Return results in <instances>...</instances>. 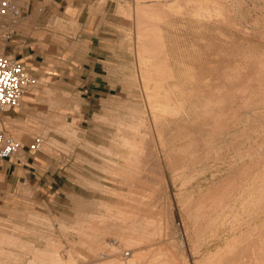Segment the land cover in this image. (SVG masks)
<instances>
[{
  "label": "rangeland",
  "instance_id": "1",
  "mask_svg": "<svg viewBox=\"0 0 264 264\" xmlns=\"http://www.w3.org/2000/svg\"><path fill=\"white\" fill-rule=\"evenodd\" d=\"M3 1L0 0V11ZM191 1L12 0L19 13L0 14V55H17L22 58L26 61L30 74L38 80L37 86L26 94L19 108L0 115V129L27 147L12 158L14 161L20 159L23 162L24 166L20 167L21 173L14 177L13 167L8 173L0 170V264H41L47 260L49 262L51 257L55 259L57 255L61 256L68 252H71L69 255L74 260H78L79 264L84 262L89 264L93 255H102L109 251L115 254L129 253L125 245L137 244L138 248L143 250L148 247L142 255L148 253L152 260L157 257L155 253L160 247L163 253H171L165 255L169 259L168 264L176 263L172 262L173 257L178 263L181 260V264H186V261L188 264H196L200 256L194 254V251L187 250L188 247L190 249L193 247L196 252L204 244L213 247V242L217 241L221 243L223 249L226 247L225 242L221 241H224L225 236H230L227 230L232 222L235 224L233 216L226 215V219L219 221L218 226L202 227L200 232H196L193 221L195 212L192 210L191 214L186 210L189 207L187 205L189 197L186 195L190 196L192 193L191 199L195 200L199 193L205 192L208 188L214 189V185H218L220 180L230 177L233 179L237 172L241 175L235 176L241 177L243 166L239 167L240 163L251 164L253 159L264 158L260 153L264 154L262 150L264 129L261 127L264 122L251 121V126L252 122L259 124L256 127V134L253 133L252 138L244 141L245 143L242 140L237 141L238 145L241 144L240 149L236 147L238 145L234 146L237 143L230 135H237L238 132L250 128L248 124L250 121H245L249 111L246 109V112L243 111L241 100L238 98V102L232 103L233 107L230 108L231 111L236 110L235 116L230 112L228 115L232 114L233 118L230 116L231 119L228 120L230 117L227 116V112L230 111V104L226 105L228 109L225 110L227 112L224 119L229 117L224 120L225 123L227 121L229 123L226 125L237 126L243 119L244 122L241 127L237 126L239 127L237 131L234 130L236 134L224 133V139L219 134L220 139L218 136L215 141L214 153L211 150L208 154L210 162H204L208 166L215 164L211 160L218 155L219 163L216 162V167L212 169L202 163L203 158H200L202 164L198 162L200 155L193 157L195 154L192 155V147L189 144L191 142L188 139L206 137L204 128L209 126L206 125L209 120L206 119L207 122L204 120L201 123L202 120H197L194 116L196 117V112L203 109L205 103L215 97L212 91L218 84L222 83V87L227 86L223 83V79L228 81V84L233 83V76L230 77V74L236 75V80L237 77L238 80H243L245 77L248 79L244 80L248 83L247 87L249 88L250 83L253 85L250 86L249 91L257 90L255 81L258 77L254 68L257 69L260 58L264 56V0H213L215 4L212 0H208L206 4H201L203 7L200 3L204 0H197L199 4L194 2L196 0L192 3ZM209 2L211 7H208ZM196 5H200L203 11L207 9L210 11L207 10L204 14ZM216 5H221L223 8L220 7L218 10ZM137 6L151 8L150 15L143 17V13L137 11ZM210 8L214 11L216 8L217 14ZM155 14L158 17L154 18ZM211 16L214 18H208ZM142 27H146L150 35L146 37L147 40L144 37L138 41L137 30ZM159 34L162 35V42L166 43L165 47L163 44L160 46L156 41ZM162 46L164 51L163 48L161 49ZM140 47L143 49L145 47L150 53L155 52L158 57L166 54L161 60L167 56L168 66L174 71L176 80L180 79V91L178 90L176 94L182 95H175L178 98L180 96L182 110L186 113V116L180 117V124L177 125L182 128L187 125L192 137L184 139L178 134L167 139L165 147L160 145L156 137L149 138L151 135L147 136V139L153 142L147 140L150 146L145 143L137 148L133 146V149L129 150V147H125V143L122 144L119 125L134 126L144 133L145 128L153 124L152 115H161V111L152 109L158 106L155 102L157 100H155L154 81L149 79L157 77L152 72L155 66H148L145 63L147 59L145 58L146 61L142 59ZM157 48L159 51L156 52ZM262 92L259 94L260 97L264 96V90ZM259 104L264 105V100ZM250 105L252 108L255 106V104ZM237 106L240 110L236 108ZM255 109L257 112L258 108L252 110ZM188 115L191 118L186 120ZM193 120L201 124L198 125ZM192 126L195 127L191 129ZM197 131L200 132V136ZM37 138L43 141L41 149L29 152L28 146ZM255 138L258 140L255 141ZM144 141L146 142V139ZM219 144L222 148L218 151L216 148L220 146ZM250 145L254 146L256 152L252 150L254 151L252 155L245 156L242 161L245 159L246 162L230 160L239 151L242 153L244 150V153L251 149ZM133 150L137 152L134 153ZM127 151L131 153V158ZM185 151L190 155H186ZM119 152L124 154L126 152L127 159L122 156L119 158ZM175 152L181 154L176 155ZM256 154L261 156L256 157ZM166 155H169L168 158ZM128 157L133 160L132 163ZM181 159L185 160L184 164ZM260 160L257 161L261 162ZM169 161L173 163L167 164ZM123 164L128 168L123 169L124 171L118 170L119 172L115 170L114 167ZM175 165H178L177 168L182 167L176 169ZM167 166L172 167L167 168ZM235 166L238 169H235ZM173 168L175 171L171 173ZM207 169L209 172L204 173ZM234 170L238 171L235 173ZM184 175L189 177V183L181 192L180 186ZM183 196L185 200L181 203ZM128 204L138 209H133L134 215L138 217H132L128 219L129 222L128 220L125 222L118 218V213L124 211V206ZM120 208L122 209L119 210ZM127 209L132 210L129 207ZM254 212L249 216L252 217L251 227L258 228L254 232L257 236L261 230L259 224L262 217L258 215L259 210V213ZM114 216L115 218L112 219ZM241 217H239L240 221L247 220V217L244 219ZM184 224L188 227L184 228ZM159 227L162 230H159ZM136 233L139 234L135 236ZM185 233H189L188 238ZM131 234L133 235L130 236ZM113 238L117 239L118 243L114 244ZM137 238H143V242L141 243ZM186 243H190L189 246ZM184 246L187 248L185 251L184 248L182 249ZM148 256L144 257L150 260Z\"/></svg>",
  "mask_w": 264,
  "mask_h": 264
},
{
  "label": "bare ground",
  "instance_id": "2",
  "mask_svg": "<svg viewBox=\"0 0 264 264\" xmlns=\"http://www.w3.org/2000/svg\"><path fill=\"white\" fill-rule=\"evenodd\" d=\"M139 1V0H138ZM174 1V0H173ZM189 1V0H188ZM191 1V0H190ZM193 1V0H192ZM192 1H191V3H192ZM206 1L208 2V0H204V2L202 1L201 3H200V5L203 3H205L206 4ZM210 1V0H209ZM218 1V0H217ZM177 2V1H176ZM194 2H196L197 4H199L198 3V1L196 0V1H194ZM200 2V1H199ZM212 2H213V0H212ZM190 3V2H189ZM188 3V4H189ZM214 3V2H213ZM212 3V4H213ZM216 3V2H215ZM214 3V4H215ZM210 2L208 3V7H211L210 5ZM141 5V4H140ZM170 5V4H169ZM175 5V4H174ZM177 6H178V4H176ZM200 5L199 6H197L199 9L201 8V7H203L202 5H201V7H200ZM215 6V5H214ZM14 7H15V9H16V6L14 5ZM194 7H195V5H194ZM218 7V10H220L219 8L221 7V5L219 6V5H216V8ZM206 8H207V6H206ZM205 8V9H206ZM214 8V7H213ZM216 8H215V11H216V13L215 14H217V11L218 10H216ZM221 8H223V6L221 7ZM137 11H140V12H142L143 13V17H144V15H145V17L147 16V15H150V13H151V8H148V6L147 7H140V8H138V6H137ZM155 9V8H154ZM162 9V8H161ZM199 9H197V10H199ZM203 9V8H202ZM202 9H200V11L202 10ZM204 9V10H205ZM210 9H212V8H210ZM196 10V9H195ZM207 10H209V9H207ZM206 10V11H207ZM213 10V9H212ZM211 10V11H212ZM229 10V9H228ZM16 11V10H15ZM171 11V10H170ZM181 11V10H180ZM206 11H203L202 10V12H204V14H205V12ZM210 11V10H209ZM214 11V10H213ZM214 11V12H215ZM140 12L138 13L139 15H140ZM156 12V11H155ZM197 12V11H196ZM202 12H200L203 16H204V14L202 13ZM213 12V13H214ZM230 12V11H229ZM10 13H13V10H11V11H9V13L8 14H6V15H9ZM17 13H19L18 11H17ZM161 13V12H160ZM199 13V12H198ZM213 13H212V15H213ZM0 14L1 15H3V13H2V9H1V11H0ZM163 14V13H162ZM207 15H209V14H211V13H206ZM178 15V14H177ZM200 15V14H199ZM198 15V16H199ZM207 15H205V16H207ZM137 16V15H136ZM161 16V15H160ZM168 16V15H167ZM201 16V15H200ZM218 16V15H217ZM220 16V15H219ZM143 17L141 18V19H143ZM148 17V16H147ZM150 18H152L151 16H149ZM155 17H158V15L156 16V14H155V16H154V18ZM149 18V19H150ZM200 18V17H199ZM202 18V17H201ZM208 18H214V16L212 17H208ZM224 18V17H223ZM137 19V18H136ZM148 20V19H147ZM151 20V19H150ZM155 20V19H154ZM157 20V19H156ZM159 20H161V18L159 19ZM149 21V20H148ZM212 21V20H211ZM226 21V20H225ZM224 21V22H225ZM231 21H232V19H231ZM142 22V21H141ZM144 22H145V20H144ZM151 22H152V20H151ZM143 23V22H142ZM153 23V22H152ZM148 25H149V23H147ZM234 24V23H233ZM139 25V24H138ZM147 25V26H148ZM150 25H152V24H150ZM154 25V24H153ZM156 25H157V22H156ZM146 26V27H147ZM155 26V25H154ZM233 26V25H232ZM141 27V26H140ZM146 27H142V28H140V29H138L137 30V34H138V36H137V39H138V41L139 40H142V39H144V37L146 38L148 35H150V33H148V30H147V28ZM157 27V26H156ZM160 27V26H159ZM138 28V27H137ZM153 28V27H152ZM155 28V27H154ZM148 29H151V28H148ZM155 29H158V28H155ZM161 30H162V28H161ZM160 30V31H161ZM155 31V30H154ZM159 31V30H158ZM156 32H157V30H156ZM153 33V32H152ZM151 33V35H153ZM155 33V32H154ZM162 35L161 34H159L158 35V37L156 38V35H155V37L154 38H156L157 40L156 41H158L159 42V45L161 44H163L164 45V47H165V44L162 42L163 40H162V37H161ZM152 38H153V36H152ZM148 38H146V40H147ZM149 39H150V36H149ZM152 40V39H151ZM154 41H155V39H153ZM152 40V41H153ZM149 41V40H148ZM165 41V40H164ZM162 42V43H161ZM151 44H153V42L151 43ZM151 44H149V45H151ZM159 45L157 46V47H159ZM160 45V46H161ZM226 45V44H225ZM154 46H156V44L154 45ZM223 46V45H222ZM141 48V47H140ZM139 48V50H140V54H141V57H142V59L143 60H145V58L147 59V61L145 62L148 66H155L154 68H152V69H154V70H152V72L154 73V74H156L157 75V77H154V78H149L150 80H153L154 81V91L156 92V98H155V100H157V101H155V102H157L158 103V106H156V108L155 107H153L152 109H154L155 111H161V115L159 116V115H156V114H153L152 115V122H153V124L152 125H148V127L147 126H145V127H147V128H145L146 129V131H144V133H142V132H140L138 129H136L134 126H125V127H121L120 125H119V130H120V138L123 140V142H122V144L123 145H125L126 144V146L125 147H129V150H131V148L134 146V148H137V146H139L140 144H148L149 142L148 141H150L152 138H153V136L154 137H156V139L159 141V143H160V145L163 147L164 145H166L165 144V142H166V140L167 139H169V138H173V137H175V136H177L178 134L179 135H181L184 139L185 138H189L191 135V131H189V129H188V126L186 125V127H181L180 125H177L179 122H180V117H182V116H184L186 113L185 112H183V110H182V105H181V103H180V96L182 95V94H180V96H179V98H178V96L176 97V95H179V94H176V93H178L177 91L179 90L180 91V79H177L176 80V77H175V73H174V71L168 66V63H167V56H166V58H164V59H162L161 60V58L164 56V54L162 55V56H160L161 55V52H163L164 51V48H163V46L161 47V49L163 48V51H161V52H159V56L160 57H158L156 54H155V52H153V53H150V51L148 52L147 50H146V48L144 47V49L143 48H141L140 49ZM150 48V47H149ZM148 49V48H147ZM159 48H157L156 49V52H157V50H158ZM149 50V49H148ZM154 50H155V48H154ZM153 50V51H154ZM166 50V49H165ZM223 50V49H222ZM159 51V50H158ZM213 52V51H212ZM158 54V53H157ZM166 55V54H165ZM229 57V56H228ZM260 58V57H259ZM213 59H214V57H213ZM218 60V59H217ZM233 62V61H232ZM143 63H144V61H143ZM218 64V63H217ZM219 65V64H218ZM237 65V64H236ZM212 66V65H211ZM201 67V66H200ZM219 67V66H218ZM222 67V66H221ZM227 67V66H226ZM240 67V66H239ZM244 67V66H243ZM248 67V66H247ZM252 67V66H251ZM254 67H256V66H254ZM253 67V68H254ZM187 69V68H186ZM146 70V69H145ZM236 70V69H235ZM254 70H256V74H257V81H259V82H257V81H255L256 83V88H257V90L256 91H253L252 92V89H250L251 91H249V88H250V86H253L252 85V83H250L248 86H249V88L247 87V84L248 83H246L244 80H248V79H246L245 77H244V79L243 80H238V77H237V80L235 79V77H236V75H234V74H230L231 76L230 77H232L233 78V80H232V78H231V80H232V82L233 83H230V84H228L229 82L228 81H226L225 79H223V83H225L227 86H224V87H222L221 85H223L222 83L221 84H218L217 85V87L216 88H214V90L212 91V95H213V93L215 94V97L214 98H210L211 100H209V102L206 104L205 103V105H204V107H203V109L202 110H199L198 112H196V114H197V116L195 117L194 116V118H196L197 120H202L201 121V123H203V121L204 120H209L210 121V123H209V121L207 122V120H206V122H207V126L208 127H206V128H204L205 130H204V133L206 134L205 136L206 137H200V138H198L197 137V139H193V138H191V139H188V140H190V142L191 143H189L190 144V146L192 147L191 148V150H192V155L193 154H195V156H193L194 158L197 156V155H200V157L199 156H197V157H199L197 160H199L198 162L200 163V164H204V162L206 163V162H210V158L208 157V154H209V152L211 151L212 153H214L213 152V150L215 149V147H216V144H215V141L217 140V138H218V136H219V134L221 135V137L224 139V137H223V135H225L224 133H229L228 135H230V134H232L233 132H234V130L235 131H237V129L239 128V127H237L238 125H240V127H241V125H242V123L244 122L243 120H242V123H241V116L238 118V120H240V123L239 124H237V126H236V124H233L232 125V127L231 126H229V125H226V124H229L228 123V121H227V123H225L224 122V120L226 121V119H228L233 113H234V116H235V112H236V110L234 109V111L232 110L231 111V106H232V103H234L235 101L236 102H238V98H240V103H241V107L242 108H244L243 109V111L246 109V110H248L249 112H247L248 113V116H247V118H245L246 117V115L247 114H245V121L246 122H249L248 124H249V126H250V128H246V129H244L243 127H246V126H243L242 128L244 129V130H242V131H240V132H238L237 133V135H230V136H232V138H233V140H235L234 142H236L237 143V141H240V140H242L243 142L245 141H248V140H250L251 138H252V135H253V133H255L256 131H257V129H256V127H257V125L259 126V124L257 123V124H254L255 123V121L256 122H258L259 120L260 121H262V122H264V105H260L259 103H261V102H263V100H264V96L263 97H260L259 96V94H261V93H263L262 91L264 90V56H262L261 58H260V61H259V65L257 66V69H255L254 68ZM218 72V71H217ZM151 73V72H150ZM174 73V74H173ZM196 73V72H195ZM227 73V72H226ZM192 74V73H191ZM211 74V73H210ZM229 74V73H228ZM238 75H240V74H238ZM237 75V76H238ZM220 76V75H219ZM226 77V76H225ZM255 77V76H254ZM179 78V77H178ZM216 78V77H215ZM235 80V81H234ZM205 81V80H204ZM182 82V81H181ZM228 82V83H227ZM231 82V81H230ZM248 82V81H247ZM192 83V82H191ZM202 83V82H201ZM219 83V82H218ZM253 84H254V82H253ZM191 86V85H190ZM205 86H206V83H205ZM219 86H221V87H219ZM254 86V87H255ZM203 87V86H202ZM199 88V87H198ZM204 88V87H203ZM210 88V87H209ZM225 88V89H224ZM252 88V87H251ZM199 90V89H198ZM209 90V89H208ZM227 91V92H226ZM194 92V91H193ZM207 93V92H206ZM176 94V95H175ZM208 94V93H207ZM206 94V95H207ZM183 96H185V94L183 95ZM188 97V96H187ZM193 97V96H192ZM195 97V96H194ZM197 97V96H196ZM207 97H208V95H207ZM189 98V97H188ZM209 98V97H208ZM191 99V98H190ZM193 99V98H192ZM206 99V98H205ZM204 100V99H203ZM192 102V101H191ZM155 104V103H154ZM230 104V107H229V109H230V111H225V110H227L228 108H226L227 106L226 105H229ZM239 104V103H238ZM250 104H255V106H254V108H258V111L256 112V110L257 109H255V110H252V109H254V108H252L251 107V105ZM234 105V104H233ZM226 106V107H225ZM253 106V105H252ZM193 107V106H192ZM233 107V106H232ZM238 107L239 106H237L236 108L238 109ZM224 108H226V109H224ZM240 108V107H239ZM242 108H241V110H242ZM158 109V110H157ZM233 109V108H232ZM238 110H240V109H238ZM238 110H237V112H238ZM246 110H245V112H246ZM252 110V111H251ZM243 111H239L240 113L241 112H243ZM183 112V113H182ZM226 112H227V116H229L228 114L231 112L232 114H230V116L229 117H226V119H224L225 117H224V115H226ZM237 115L239 114V113H236ZM236 115V116H237ZM240 115V114H239ZM186 116V115H185ZM243 116V115H242ZM232 117V116H231ZM231 117L228 119V120H230L231 119ZM191 117H189V115L185 118L186 120H188V119H190ZM233 118V117H232ZM235 119V118H234ZM158 120H161V122H158ZM193 121H196V120H193ZM233 121V120H232ZM236 121V120H235ZM251 121H253L252 122V124L254 125H250L251 124ZM192 122V121H191ZM191 122H188L189 124L191 123ZM197 122V121H196ZM196 122H195V126L198 124V125H200L201 123L200 122H197V124H196ZM205 122V123H206ZM167 124V125H164V124ZM200 123V124H199ZM209 123V124H208ZM172 124H175L176 126H171ZM180 124V123H179ZM188 124V125H189ZM264 124V123H263ZM244 125V124H243ZM185 126V125H184ZM190 126V125H189ZM195 126H192L191 127V129L192 128H194ZM248 126V125H247ZM167 127L169 128V129H167ZM199 127V126H198ZM197 127V128H198ZM261 127H263V129H264V125L263 126H261ZM190 128V127H189ZM201 129L203 128V126L202 127H200ZM199 128V130H201ZM241 129V128H240ZM259 129H262V128H259ZM258 129V130H259ZM196 131V130H195ZM194 132V131H193ZM200 132H202V130L200 131ZM199 132V133H200ZM197 133H198V131H197ZM199 133H198V135H199ZM203 133V132H202ZM235 133V132H234ZM258 133V132H257ZM264 133V132H263ZM146 134V135H145ZM168 134H170L169 136H167ZM236 134V133H235ZM256 134V133H255ZM148 135H151L149 138H151V139H147V136ZM197 135V136H198ZM260 135H261V132H260ZM263 135V134H262ZM193 136V135H192ZM191 136V137H192ZM196 136V135H195ZM200 136V135H199ZM203 136V135H202ZM226 136H227V134H226ZM230 136H228L229 138H230ZM166 137H168V138H166ZM227 137V138H228ZM236 138V139H235ZM258 138V137H257ZM257 138H255V141H256V139ZM146 139V142L144 141ZM180 139V138H179ZM219 139H220V136H219ZM239 139V140H238ZM260 139V138H259ZM148 140V141H147ZM155 140V139H154ZM222 140V139H221ZM221 140H220V142H221ZM227 140V139H226ZM230 140V139H229ZM258 140V139H257ZM261 140V139H260ZM263 141H264V138L262 139ZM223 141V140H222ZM252 141V140H251ZM251 141H250V143H251ZM254 141V140H253ZM254 141V142H255ZM148 142V143H147ZM151 143H153L152 141H150ZM157 142V141H156ZM189 142V141H188ZM227 142V141H226ZM229 142V141H228ZM244 142V143H245ZM260 142V141H259ZM259 142H257L258 144H259ZM125 143V144H124ZM155 143V142H154ZM179 143V142H178ZM187 143V142H186ZM230 143V142H229ZM232 143V142H231ZM240 143V142H239ZM255 144V143H253V144H255L256 146L258 145V144ZM157 144H158V142H157ZM188 144V143H187ZM188 144V145H189ZM222 144H224L223 142H222ZM226 144V143H225ZM252 144V145H253ZM263 144V143H262ZM141 145V146H142ZM151 144H148V146H150ZM153 145V144H152ZM159 145V144H158ZM169 145V144H168ZM220 145V144H219ZM230 144H228V146H229ZM232 145V144H231ZM236 145H238V143L237 144H235L234 146H236ZM243 145V144H242ZM245 145V144H244ZM249 145V144H248ZM252 145H250V148H251V146ZM136 146V147H135ZM155 146V145H154ZM186 146V145H185ZM222 145H220V146H217V148H216V150L218 149V151H219V148L221 149L222 147H221ZM225 146H227V145H225ZM241 146V144H239L238 146H236V147H240ZM260 146V145H259ZM153 147V146H152ZM152 147H150V148H152ZM160 147V146H159ZM165 147V146H164ZM181 147H183V145L181 146ZM245 147V146H244ZM253 147L254 146H252V148L251 149H249V150H247L246 152H244L243 153V151L244 150H242V153L239 151L237 154H235L233 157H231V155H230V157H231V159L230 160H232L233 162H238L237 160H239L240 162L243 160V158L245 157V156H250V155H252L253 154V152L255 151L254 149H253ZM143 148V147H142ZM171 150H172V148L171 147H169ZM180 148V147H179ZM186 148V147H185ZM229 148V147H228ZM231 148V147H230ZM229 148V149H230ZM246 148H247V146H246ZM249 148V147H248ZM133 149V148H132ZM153 149V148H152ZM163 149V148H162ZM162 149H161V151H162ZM176 149H178V148H176ZM232 149H233V146H232ZM240 149H241V147H240ZM256 149V148H255ZM258 149V148H257ZM261 149V148H260ZM136 150V149H135ZM147 150V149H146ZM165 150V149H164ZM164 150H163V153H164ZM184 150V149H183ZM188 150H189V148H188ZM215 150V151H216ZM246 150V149H245ZM252 150H254V151H252ZM262 150H264V148L262 149ZM160 151V152H161ZM132 152H134V153H136L134 150L132 151ZM148 152V151H147ZM154 152V151H153ZM166 152H168L167 151V149H166ZM170 152V151H169ZM183 152V151H182ZM231 152V151H230ZM256 152V151H255ZM264 152V151H263ZM120 153V152H119ZM127 153L129 154V151H127ZM134 153H132V155L134 154ZM152 153V152H151ZM174 153V152H173ZM184 153V152H183ZM185 153H186V151H185ZM216 153V152H215ZM224 153V152H223ZM261 153V155H263L264 156V154H262V152H260ZM131 154V153H130ZM130 154H129V156H130ZM154 154V153H153ZM175 154H176V152H175ZM178 154H181V153H177L176 155H178ZM201 154H203L202 156H201ZM255 154V153H254ZM115 155H117V154H115ZM136 155V154H135ZM147 155V154H146ZM152 155V154H151ZM185 155V154H184ZM183 155V156H184ZM186 155H190V154H187L186 153ZM185 155V156H186ZM191 155V156H192ZM216 155V154H215ZM258 155H260V154H256V157L258 156ZM260 155V156H261ZM120 156H122V158H124V159H127L126 157L128 156L127 154H126V152H125V154L122 152V153H120L119 155H118V157L120 158ZM142 156V155H141ZM150 156V155H149ZM167 156V155H166ZM169 156V155H168ZM168 156H167V158H168ZM180 156V155H179ZM185 156H184V159H185ZM209 156H211V155H209ZM254 156V155H253ZM259 156V157H260ZM133 158H136V156L134 157V156H132ZM147 157V156H146ZM174 157V156H173ZM172 157V158H173ZM181 157H182V155H181ZM193 157H192V159H193ZM130 158H131V156H130ZM132 158V159H133ZM153 158V157H152ZM175 158V157H174ZM180 158V157H179ZM200 158H203V162L201 163V159ZM247 158V157H246ZM128 159H129V157H128ZM151 159V158H150ZM163 159V158H162ZM171 159V158H170ZM186 159H187V157H186ZM212 159V158H211ZM221 159V158H220ZM261 159V158H260ZM260 159H257V160H260ZM264 158L262 157V161L261 162H258L257 160H255V159H251L250 161H251V164H244V163H242V165H241V163H240V166L239 167H241V166H243V167H241V170L243 169V172H242V176L240 177V176H235V175H237V174H239V175H241L240 173H238L237 171L238 170H234L235 171V173L237 172V174H233L234 175V177H233V179H230V178H232V177H230L229 179L227 178V179H224V180H220V182L218 183V185H214V189H211V188H208L207 190H205V192H202V193H199V196H198V198L197 199H195V200H193V199H191V198H193L192 197V193L190 194V196L189 195H186V196H188L189 198H188V200H187V202H188V204L187 205H189V207H187V209L186 210H188V212L189 213H191L192 214V212L194 211L195 213H194V218H195V220H193V221H195V223H194V229H195V231L196 232H200V229L202 228V227H205V228H212V227H214V226H216L218 223H219V221H222V219H226V215H231V216H233V219H234V223L235 224H233V222H232V220H231V222H232V224H231V226H230V228L227 230L229 233V237L228 236H225L226 238L224 239V241L222 240L221 242H225V245H226V247L223 249V246H221V243H218V241L215 243V242H213L214 243V245H213V247H211L210 245H202V247H200L196 252H195V250L193 249V247L190 249L189 247H188V249L187 248H185V246L184 247H182V249H183V251H185L186 249L187 250H191V251H194V254H198L199 256H200V259H198V262H196V264H264V160H263ZM121 160V159H120ZM130 160V159H129ZM129 160H126V161H128L129 162ZM135 160V159H134ZM156 160V159H155ZM179 160V159H178ZM182 160V159H181ZM181 160H180V162H181ZM219 160V157H218V155L215 157V158H213V160H211V162H215V164L213 163V164H211L210 166H208V165H205L206 167H211V169L213 168V167H216L215 165H216V162ZM248 160H249V158H248ZM255 160V161H254ZM124 161V160H123ZM132 161L133 160H130V162L132 163ZM137 161V160H136ZM151 161V160H150ZM185 160H182V164H184L185 162H184ZM250 161H247V162H249L250 163ZM256 161H257V163H256ZM110 162V161H109ZM127 162V163H128ZM152 162V161H151ZM162 162H163V160H162ZM170 162V161H169ZM167 163V164H172L173 162H176V161H174L173 160V162L171 161L170 163ZM179 162V163H180ZM187 162V161H186ZM195 162H197L196 160H195ZM197 162V163H198ZM242 162H246L245 161V159H244V161H242ZM176 163H178V161L176 162ZM175 163V164H176ZM194 163V162H193ZM196 163V164H197ZM198 163V164H199ZM217 163H219V162H217ZM115 164V163H114ZM148 164V163H147ZM164 164V163H163ZM181 164V165H182ZM188 164H189V162H188ZM190 164H191V161H190ZM226 164V163H225ZM234 164V163H233ZM244 164V165H243ZM133 165V164H132ZM180 165V166H181ZM194 165V164H193ZM224 165V164H223ZM239 165V164H238ZM246 165H248V166H246ZM112 166V165H111ZM150 166V165H149ZM176 166V165H175ZM178 166V165H177ZM177 166H176V169H180L179 167L177 168ZM204 166V167H205ZM219 166V165H218ZM222 166V165H221ZM245 166V167H244ZM169 166H167V168H168ZM172 167V166H171ZM171 167H169V168H171ZM174 167V166H173ZM115 168V170H123V169H127L128 168V166L127 165H117L116 167H114ZM163 168V167H162ZM175 168V167H174ZM174 168L172 169V172L171 173H173V170H174ZM228 168V167H227ZM149 169V168H148ZM204 169H206V168H204ZM218 169H219V167H218ZM235 169H238V168H236V166H235ZM254 169V170H253ZM112 170V169H111ZM189 170V169H188ZM225 170V169H224ZM241 170L239 169V172H241ZM257 170V171H256ZM124 171V170H123ZM159 171V170H158ZM175 171V170H174ZM180 171V170H179ZM206 171H208V169L207 170H205L204 171V173L206 172ZM211 171V170H210ZM221 171H222V169H221ZM119 172V171H118ZM117 172V173H118ZM192 172V171H191ZM209 172V171H208ZM228 172V171H227ZM232 172H233V170H232ZM131 173V172H130ZM194 173V172H193ZM234 173V172H233ZM116 174V173H115ZM182 174V173H181ZM190 174V173H189ZM214 174V173H213ZM229 174V173H228ZM144 175V174H143ZM232 175V176H233ZM166 176V175H165ZM183 176V175H182ZM186 175H184V177H183V180H182V184H181V186H180V191L181 192H183L184 191V188H186V186L188 185V180H189V177H185ZM189 176V175H188ZM244 176V177H243ZM144 178V177H143ZM115 179H117V178H115ZM125 179V178H124ZM147 181V180H146ZM194 181V180H193ZM119 183V182H118ZM123 183V182H122ZM129 183V182H128ZM134 183V182H133ZM113 185V184H112ZM165 188V187H164ZM167 188V187H166ZM178 188H179V186H178ZM213 188V187H212ZM165 190V189H164ZM201 191V190H200ZM112 194H115V193H112ZM184 197V199H183V202H181V203H184V200H185V196H183ZM182 197V198H183ZM177 198V197H176ZM179 198H181V197H179ZM126 200V199H125ZM132 200H134V199H132ZM180 200V199H179ZM128 201V200H127ZM134 202V201H133ZM167 202V201H166ZM117 203V202H116ZM127 203V202H126ZM128 203H130V202H128ZM171 203V202H170ZM180 203V202H179ZM134 204V203H133ZM184 205V204H183ZM186 205V204H185ZM125 207V209H124V211H122L121 209L122 208H120L119 210H121V211H119V213H118V218H121L120 220H124L125 222H126V220H128V219H130V218H132V217H136L137 215H134V211H133V209H134V207H133V205H127V206H124ZM127 207H129V208H132V210H128L127 209ZM139 208V207H138ZM142 208V207H141ZM144 209V208H143ZM134 210H138V209H134ZM193 210V211H192ZM258 210L260 211V213L258 212ZM144 211H145V209H144ZM185 211V210H184ZM254 211H256V212H258L259 214V216H260V218L262 219V221H261V223L259 224L260 225V232H258L257 233V236L255 235V231L258 229L257 227H255V228H252L251 227V218L252 217H250L249 215H252L251 213H253ZM138 213V212H137ZM140 213V212H139ZM142 213V212H141ZM255 213V212H254ZM257 214V213H256ZM141 215H143V214H141ZM254 215V214H253ZM170 216V215H169ZM193 216V215H192ZM240 216H242L243 217V219H244V217L246 218L247 217V220H245L244 222H242V221H240ZM138 217V216H137ZM242 217H241V219H242ZM115 218V216L112 218V219H114ZM117 218V217H116ZM140 218H141V216H140ZM142 218H143V216H142ZM259 218V217H258ZM169 219H170V217H169ZM224 219V220H225ZM260 219V220H261ZM118 220V219H117ZM131 220H133V219H131ZM130 220V221H131ZM135 220V219H134ZM133 220V221H134ZM138 220V219H137ZM143 220H144V218H143ZM148 220V219H147ZM198 220H201V221H199L198 222ZM223 220V221H224ZM113 221V220H112ZM146 221V220H145ZM144 221V222H145ZM228 221V220H227ZM226 221V222H227ZM118 222V221H117ZM117 222H116V224H117ZM121 222V221H120ZM128 222H129V220H128ZM137 222V221H136ZM139 222V221H138ZM149 222V221H148ZM185 222V221H184ZM256 222V221H255ZM119 223V222H118ZM122 223H123V221H122ZM121 223V224H122ZM133 223V222H132ZM141 223V222H140ZM149 223H151V222H149ZM148 223V224H149ZM223 224H224V222H222ZM230 223V222H229ZM112 224V223H111ZM182 224V223H181ZM254 224V223H253ZM256 224V223H255ZM258 224V223H257ZM98 225V224H97ZM130 225V224H129ZM136 225V224H135ZM150 225V224H149ZM161 225V224H160ZM172 225V224H171ZM225 225V224H224ZM227 225H228V223H227ZM230 225V224H229ZM114 226H115V224H114ZM123 226H125V225H123ZM137 226V225H136ZM138 226H139V223H138ZM148 226V225H147ZM147 226H146V229H147ZM168 226H169V224H168ZM184 226V228H187L188 226L186 225V224H184L183 225ZM218 226V225H217ZM110 227V226H109ZM162 227V226H161ZM161 227H159V230H162L161 229ZM112 228V227H111ZM114 228V227H113ZM117 228V227H116ZM120 229H121V227H119ZM123 228V227H122ZM129 228H131V225L129 226ZM136 228H138V227H136ZM141 228H142V226H141ZM144 228V227H143ZM142 228V229H143ZM115 229V228H114ZM113 229V230H114ZM133 229V228H132ZM142 229H140V231L142 230ZM145 229V228H144ZM183 229V228H182ZM219 229V228H218ZM117 230V229H116ZM115 230V231H116ZM127 230H128V228H127ZM155 230V229H154ZM209 230V229H208ZM223 230V229H222ZM226 230V229H225ZM117 231H119V229L117 230ZM123 231V230H122ZM139 231V230H138ZM137 231V232H138ZM148 231V230H147ZM188 231V230H187ZM207 231V230H206ZM129 232V231H128ZM146 232V231H145ZM154 232H156V231H154ZM154 232H153V236H154ZM189 232V231H188ZM131 233V232H130ZM134 233V232H133ZM161 233V232H160ZM159 233V234H160ZM190 233V232H189ZM189 233H185V234H187V237L186 238H188V234ZM127 234H129V233H127ZM139 234V233H138ZM137 233L135 234V236L136 235H138ZM150 234V233H149ZM222 234H223V232H222ZM227 234V233H226ZM114 235V234H113ZM133 234H131L130 236H132ZM150 235H152V234H150ZM150 235H148L149 237H150ZM158 235V234H157ZM161 235V234H160ZM159 235V236H160ZM163 235V234H162ZM219 235H220V232H219ZM219 235H218V237H219ZM224 235H225V233H224ZM112 236V235H111ZM122 236V235H121ZM127 236V235H126ZM129 236V237H130ZM135 236H133V237H135ZM146 236V235H145ZM147 236V237H148ZM156 236V235H155ZM191 236V235H190ZM189 236V237H190ZM221 236H223V235H221ZM256 236V237H255ZM99 237V236H98ZM117 237H119L118 236V234H117ZM116 237V238H117ZM132 237V238H133ZM217 237V238H218ZM103 238V237H102ZM105 238V237H104ZM111 238V237H110ZM122 238V237H121ZM136 238V237H135ZM134 238V239H135ZM139 238V237H138ZM137 238V239H138ZM109 239V238H108ZM133 239V240H134ZM143 238H141V239H138L141 243L143 242V240H142ZM150 239V238H149ZM183 239V238H182ZM218 239H220V238H218ZM1 240H2V238H1ZM113 240V243L114 244H116V243H118V240L117 239H115V238H113L112 239ZM129 240V239H128ZM127 240V241H128ZM130 240H131V238H130ZM148 240V239H147ZM189 240V239H188ZM221 240V239H220ZM84 241V240H83ZM150 241H151V239H150ZM131 242V241H130ZM220 242V241H219ZM97 243V242H96ZM136 243V242H135ZM140 243V244H141ZM184 243H185V241H184ZM191 243V242H190ZM189 243V244H190ZM121 244V243H120ZM128 244V243H127ZM154 244V243H153ZM162 244V243H161ZM189 244H187L186 243V245H188L189 246ZM208 244V243H207ZM224 244V243H223ZM222 244V245H223ZM147 245V244H146ZM179 245V244H178ZM193 244H191V246H192ZM94 246V245H93ZM102 246V245H101ZM120 246V245H119ZM135 246H137V247H135ZM141 246V245H140ZM125 247L127 248L128 247V249H126V250H128L129 251V253H119V254H115V253H112V251L110 252H104V253H102V255L101 254H98V255H93V259L92 260H90V263H94V264H168L169 262H168V260L169 259H167L166 258V256L165 255H171V253L169 252V253H163L162 251H161V248L159 247V249H158V251H156L157 253H155L156 255H157V257L155 258V259H150L149 258V256H148V253L145 255H142V252L143 251H145V249H147V248H145L144 250L142 249V248H138V244L137 245H125ZM177 247V246H176ZM113 248H115V247H113ZM120 248V247H119ZM123 248V247H122ZM213 248V249H212ZM76 249V248H75ZM124 249V248H123ZM163 249V248H162ZM169 249V248H168ZM178 249V248H177ZM193 249V250H192ZM72 250V249H71ZM70 250V251H71ZM99 250V249H98ZM115 250V249H114ZM114 250H113V252H114ZM116 250H119V249H116ZM122 250V249H121ZM150 250V249H149ZM165 250V249H164ZM181 250V249H180ZM228 250V251H227ZM97 251V250H96ZM120 251V250H119ZM168 251V250H167ZM174 251V250H173ZM65 252V251H64ZM63 252V253H64ZM67 252H68V250H67ZM74 252V251H73ZM79 252H81V251H79ZM86 252V251H85ZM155 252V251H154ZM190 252V251H189ZM71 253V252H70ZM69 252L68 253H64L63 255H61L60 256V254H59V256L57 255V257L55 258V259H53V257H51L50 259H51V261H50V259H49V262H48V260H47V262H43V260H42V262L43 263H41V261H39L41 264H79V262H78V260L76 261V260H74L69 254H70ZM99 253V252H98ZM116 253H117V251H116ZM178 253V252H177ZM45 254V253H44ZM193 254V253H192ZM150 255V254H149ZM174 255V254H173ZM184 255V254H183ZM144 256H148L147 258L148 259H150V260H147ZM91 257V256H90ZM182 257V256H181ZM185 257V256H184ZM197 258V257H196ZM184 259V258H183ZM186 259V258H185ZM40 260V259H39ZM84 260V259H83ZM82 260V261H83ZM172 262L174 263V262H176L175 264H181L180 263V261H179V263L176 261V259H174V257L172 258ZM172 262H170V263H172ZM89 263V264H90ZM182 263H183V261H182ZM6 264V263H5ZM38 264V263H37ZM82 264H88V263H82ZM185 264V263H184ZM186 264H188L187 263V261H186Z\"/></svg>",
  "mask_w": 264,
  "mask_h": 264
},
{
  "label": "built area",
  "instance_id": "3",
  "mask_svg": "<svg viewBox=\"0 0 264 264\" xmlns=\"http://www.w3.org/2000/svg\"><path fill=\"white\" fill-rule=\"evenodd\" d=\"M2 13L8 14L15 11L12 0H4L1 4ZM38 80L30 75L24 63L12 55H0V115L20 107L26 93L34 89ZM43 141L35 139L28 146L29 152H36L41 149ZM25 148L19 141L0 129V159L9 160Z\"/></svg>",
  "mask_w": 264,
  "mask_h": 264
},
{
  "label": "crops",
  "instance_id": "4",
  "mask_svg": "<svg viewBox=\"0 0 264 264\" xmlns=\"http://www.w3.org/2000/svg\"><path fill=\"white\" fill-rule=\"evenodd\" d=\"M13 56H15L18 60H20V61H22L24 63V65L26 67V70L30 74V69H29L26 61H24L22 58H19L17 55H13ZM30 75H32V74H30ZM32 76H34V75H32ZM26 94L24 95V97L26 96ZM24 97L22 99V102L24 100ZM21 166H24V164H23V162L20 159H16L15 161L13 159H10V160H1L0 159V168H1L0 170L4 171L5 173H8L9 170L13 167V169H14L13 170V176L14 177H15L16 174L21 173V169H20Z\"/></svg>",
  "mask_w": 264,
  "mask_h": 264
}]
</instances>
